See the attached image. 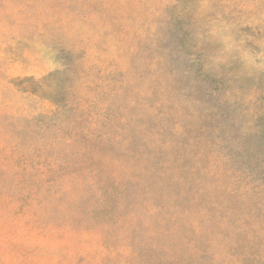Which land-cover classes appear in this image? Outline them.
I'll use <instances>...</instances> for the list:
<instances>
[{
  "label": "rangeland",
  "instance_id": "obj_1",
  "mask_svg": "<svg viewBox=\"0 0 264 264\" xmlns=\"http://www.w3.org/2000/svg\"><path fill=\"white\" fill-rule=\"evenodd\" d=\"M0 264H264V0H0Z\"/></svg>",
  "mask_w": 264,
  "mask_h": 264
}]
</instances>
